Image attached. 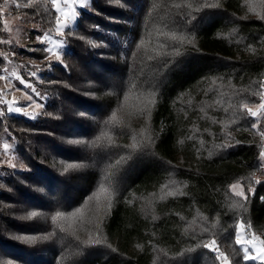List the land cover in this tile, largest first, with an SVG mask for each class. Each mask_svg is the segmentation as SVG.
I'll return each instance as SVG.
<instances>
[{
	"label": "trees",
	"instance_id": "16d2710c",
	"mask_svg": "<svg viewBox=\"0 0 264 264\" xmlns=\"http://www.w3.org/2000/svg\"><path fill=\"white\" fill-rule=\"evenodd\" d=\"M3 3L4 0H0V6ZM150 3L151 0H127L126 3L125 0H92L93 10L83 14L78 32L97 43L108 44V47L95 49L83 41L71 39L68 54L64 57L69 68L63 70L61 66H56L54 73L43 75L45 81L61 80L71 86H44L48 93L44 110L53 115L40 116L36 120L16 115L7 120L9 132L16 138L15 153L21 159L19 164L24 162L27 168H5L7 172L0 177V184L5 186L0 188V264H60L62 256L75 253L76 245L71 237L61 243L63 233H58L55 241L40 237L52 231L54 225L50 217L56 210L72 211L85 203L103 181L109 164L114 165L109 169L113 175L106 183L110 181L111 187L118 180L119 186L126 189L103 227L109 242L119 252L112 253L102 247L88 249L69 256L64 264L70 261L76 264H152L154 256L146 244L152 238V231H156L158 237L154 242L168 251L169 258H175L174 264H211L214 258L207 250H197L182 257L175 255L194 242L181 237L182 222L174 212L179 211L191 220L197 209L209 217L221 213L222 227L216 230L217 239L222 250L230 256L234 255L231 229L228 228L233 223L231 217L234 213L227 212V204L231 203L227 185L237 176L254 170L258 155L255 141L259 138H254L251 132L245 130L247 123H239L231 128L234 136L231 143L235 146L209 159L208 151L213 143L210 133L216 134V143L224 138L220 126L213 124L210 118L226 119L227 116L215 108L207 109L208 115L205 116L199 111V102H210L216 98V92L209 93L207 97L204 95L213 77L221 78L213 87L227 93L229 80L240 87L264 74V44L260 42L264 38V22L254 17L248 21L236 19L245 14L240 6L243 0H221L226 11L206 9L195 14L196 19L190 23L180 24L181 31L196 37L197 47H189L186 51L181 49L184 55L179 62L161 75L164 71L161 64L148 61L141 64L138 58L133 65L130 53L126 51L129 45L134 49L139 38L145 36ZM10 13L12 16L18 13L33 15L30 10L15 8L10 9ZM163 14L164 10L153 12V20H158ZM36 20L40 21L38 17ZM42 24L49 26L46 21ZM97 24L99 30H93L91 26ZM151 26L150 22L149 30ZM233 28L238 29V34L229 37L228 33ZM34 31H30V39L35 38ZM247 44L257 48L256 55L246 51ZM0 48L9 50L7 46ZM141 69L144 73L141 81L152 79L158 83V104L152 123L160 136L156 151L164 160H170L180 168L179 173L171 178L187 182L189 187L186 191L190 193L189 197L158 204L156 214L160 219L155 224L151 216L145 218L141 209L142 200L128 205L124 203V197L131 199L132 192L137 197H147L149 193L158 191L160 183L169 179L166 166L161 161L144 155L134 157L128 164L115 165L119 156L124 154L123 149L107 152L102 148L92 149L69 143L71 140L92 141L105 130L103 121L116 107V97L106 93L113 91L111 86L121 81L127 85L130 79L140 76ZM221 82L225 84L224 89L219 88ZM127 92L128 100L124 102L123 96L120 99L126 107H131L138 101V90L127 89ZM232 102L236 103L235 98ZM184 112L188 113L187 118ZM193 124L201 129L206 141L201 156L196 154L198 141L177 144L181 136L190 132ZM2 134L3 125L0 123ZM121 138L130 139L125 133L117 131L115 139ZM236 141L241 143L236 144ZM73 162L88 167L65 172V166ZM189 168L191 172L187 171ZM261 196H264V187L257 186V193L250 196L243 212L257 233L264 231V201ZM34 210L43 216L24 218ZM24 236H35L37 240L28 243L20 239ZM137 244L145 245V250L141 252Z\"/></svg>",
	"mask_w": 264,
	"mask_h": 264
},
{
	"label": "snow or ice",
	"instance_id": "6c2138e0",
	"mask_svg": "<svg viewBox=\"0 0 264 264\" xmlns=\"http://www.w3.org/2000/svg\"><path fill=\"white\" fill-rule=\"evenodd\" d=\"M126 2L127 0H125ZM240 6L245 10V14L236 19L248 21L251 17H254L255 20L264 22V0H243ZM12 8L30 10L33 13L31 18L26 14H21L20 16H14L13 20H28L38 17L42 23L46 21L49 25L46 28L37 23L32 25V29L40 30L41 34L36 35L35 40L39 42L41 47L31 49V51L43 53L42 61L37 63L30 60L17 63V51L15 49L24 47L21 40L23 36L28 34L29 30L18 24L13 26L9 19H0V46L9 48V50L0 48V65H2L0 66V123L3 125V134L0 135V165L16 169L18 167L15 155L16 138L9 132L10 126L7 120L10 117L14 118L17 114L31 120H36L40 116L53 115V113L44 110L46 107L44 101L47 99L48 93H41L33 80L53 87L61 85L71 87L61 80L49 79L45 81L43 79V74L46 71H53L56 66H61L63 70L69 68L64 59L65 55L68 54L69 41L77 39L95 49L107 48L108 44L97 43L78 32L79 25L84 18L83 14L93 10L92 0H25L23 3L20 0H4L3 5L0 6V17L9 16ZM206 9L226 11L221 0H151L145 23V36L139 38L134 49L131 45L126 49L130 53L133 65L140 58L141 64H144L145 61L161 64L164 70L161 75L170 71L179 62V58L184 55L181 49L186 51L189 47H197L196 37L188 32L181 31L180 24L190 23L196 19L195 14H199ZM158 10H164V14L154 21L153 12ZM150 22L152 25L151 30L148 29ZM91 28L99 30L100 26L98 24L92 25ZM237 34L238 29L233 28L228 36L231 37ZM236 42L240 43V40ZM260 42L264 44V38ZM197 50L199 49L197 48ZM246 51L253 55L257 54V48L252 44L246 45ZM124 59L127 63L128 57L126 56ZM143 76V69H141L140 76L135 77L134 80L130 79L127 85L121 81L119 84L111 86L113 91L106 94L116 97V107L111 110L109 117L103 121L105 130L101 131L99 136L92 141L71 140L69 143L84 145L92 149L102 148L107 152L123 149L124 154L119 156L115 161V165L128 164L134 157L144 155H150L161 161L166 166L165 170L169 179L160 183L158 191L149 193L147 197H137L134 192L130 193L131 199L124 197V203L128 205H133L138 199L142 200L141 209L145 218L151 216V221L155 224L160 219L159 215L156 214L158 204L189 197L190 193L186 191L189 187L187 182L171 178L179 173L180 168L172 164L170 160H164L156 151L160 136L153 129L152 123L153 113L158 104V83L152 79L141 81ZM218 79L221 78H211L208 89L204 91L206 97L209 93L216 92V98L210 102L208 100L199 102L201 105L199 111L203 112L205 116L208 115L207 109L212 108L222 110L227 116L226 119H217L215 116L210 118L213 124L220 126V132L224 138L216 143V134L210 133L213 136V143L212 149L208 151V158L211 159L214 155L235 146L231 143L234 140L231 128L239 123H247L248 128L245 130L251 132L254 138H259L255 141L258 155L254 170L246 175L237 176L233 182L227 185L231 193V203L227 204V212L234 213L231 217L233 223L228 226L231 229L230 234L234 243V255L230 256L228 252L222 250L217 239L216 230L222 227L221 213L217 212L214 217H209L201 213L199 209H197L196 215L191 220L179 211L174 212V215L179 217L182 222L181 237L194 242L183 247L175 255L182 257L189 253H195L197 250H207L214 256V264H264V231L257 233L253 230L251 220L245 219L243 215V212L246 211L245 205L250 201V196L257 193V186L264 187V74H261L257 80H251L248 85H241L240 87L229 80L227 83L229 91L227 93L217 91L213 87ZM17 82L23 85L24 88L17 87ZM219 88L224 89L225 84L221 82ZM127 89L138 90L137 100L139 104L131 110L120 99L123 96L124 102L128 100ZM16 93L21 94L18 96ZM233 98H235L236 103L232 102ZM188 103L191 104L192 101L189 100ZM81 115L84 114L81 113ZM184 116L187 118L188 113L184 112ZM134 120L142 121L138 128L132 127L131 122ZM117 131L128 135L131 142L116 143ZM161 131H163V128H161ZM204 132H208V129H204ZM186 141H198L199 147L196 148V154L201 156L206 141L197 125L193 124L190 132L181 136L177 140V144L184 145ZM235 143L239 144L241 142L236 141ZM19 167L21 169L27 168L23 163H20ZM85 167H88V165L73 162L68 163L64 171ZM113 167L112 164L107 165L103 181L88 196L81 207L74 208L72 211L56 210L50 217L54 225L52 231L40 238L55 241L58 233H63L64 236L60 237L61 243H63L65 238L71 237L75 241L76 252L69 253V256L99 247L109 249L112 253H118V248L113 247L108 236L103 232L105 220L110 216L111 210L118 199L123 196V191L126 190L119 186L118 180L111 187L106 186L108 178L113 175V172L109 169ZM168 169H171V171H168ZM187 171L191 172L192 169L189 168ZM3 187L5 186L0 184V188ZM260 199L264 201V196H261ZM91 201H95V209L89 210L91 218H86L85 209L88 202ZM38 216H43V214L34 210L28 212L24 218L32 219ZM44 219H48V217L44 216ZM86 223L92 225V230L86 229L87 237L82 239L77 232ZM150 236L152 238L148 239L146 244L154 256L152 264H157V262L159 264H174L175 258H169L168 251L154 242L158 239L157 232L152 231ZM20 239L28 243H35L37 237L24 236ZM136 247L141 252L145 250L143 244H137ZM69 256H62L60 264L68 261ZM69 264H76V262L70 261Z\"/></svg>",
	"mask_w": 264,
	"mask_h": 264
},
{
	"label": "rangeland",
	"instance_id": "374dc122",
	"mask_svg": "<svg viewBox=\"0 0 264 264\" xmlns=\"http://www.w3.org/2000/svg\"><path fill=\"white\" fill-rule=\"evenodd\" d=\"M21 14H26L30 18L33 16V15L29 14V13H18L17 15H13V16L9 15L7 17H4V19L5 18L9 19L12 22L13 26L18 24L21 27L29 30L28 34L23 36V38L21 40V43L24 45V47L15 49L17 51L16 62L17 63H22V62H26V61H30L31 60V61H35L37 63H40L42 61V59H43V55L44 54L41 53V52H33V51H31V49L39 48V47H41V45L40 44H36L37 41L35 40V38L34 39H30V35H31L30 31L35 30L34 31L35 33H33V35L36 37V35H39L41 33H40L39 29H32L33 23L41 24V27H43V28H46V25L40 23V21H37L36 18L28 19V20H13L14 16H20ZM31 43H34V44H31ZM27 51L28 52H32V54L31 55H30V53L28 54ZM33 54H34V56H32ZM54 71H56L55 68L53 69V71H51V73L52 72L54 73ZM45 73H47V71ZM24 75H26V74H24ZM29 79H31V78H29ZM33 82L36 83V86H37L38 90L41 91V93L46 92V89H44V86H48V85L40 84L38 81H35V80H33ZM17 87H19L21 89L24 88V86L20 85L18 82H17ZM16 94L19 96L21 93H16ZM136 102L134 104H131L132 105L131 107H127V108L129 110H131V108H133V107H135V106H137L139 104V101H136ZM44 103L45 104L47 103V99L44 101ZM17 115H19V114H17ZM20 116H22V115H20ZM131 123H132V127L133 128H138L140 126V124L142 123V121L141 120H134ZM5 138H7V137H5ZM115 142L118 143V144H124V143H130L131 141L128 138H127V141H126V139L121 138V139H117V140L115 139ZM15 144H16V141H15ZM15 155H16V153H15ZM16 158H17L16 162L18 164V168H20L19 167V161H21V159L17 155H16ZM23 164H24V162H23ZM5 168L8 169V167H6L4 165H0V177H3L4 174L7 172V170H5ZM110 184L111 183L109 181L108 183H106V186L110 187ZM92 209H95V201L88 202L87 208L85 209V217L86 218H91V212L89 210H92ZM86 229L87 230H92V225L89 224V223L84 224V226L77 232V234L79 236H81V237L82 236H87L88 233H87ZM253 230H255V229L253 228ZM212 258H214L213 255H212ZM211 264H214V262L211 263Z\"/></svg>",
	"mask_w": 264,
	"mask_h": 264
}]
</instances>
